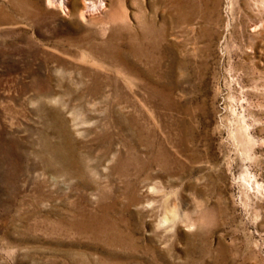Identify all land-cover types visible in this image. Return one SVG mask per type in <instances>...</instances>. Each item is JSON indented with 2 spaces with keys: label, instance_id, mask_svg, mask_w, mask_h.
I'll return each mask as SVG.
<instances>
[{
  "label": "rangeland",
  "instance_id": "rangeland-1",
  "mask_svg": "<svg viewBox=\"0 0 264 264\" xmlns=\"http://www.w3.org/2000/svg\"><path fill=\"white\" fill-rule=\"evenodd\" d=\"M107 4L0 0V264H264V0Z\"/></svg>",
  "mask_w": 264,
  "mask_h": 264
},
{
  "label": "bare ground",
  "instance_id": "bare-ground-1",
  "mask_svg": "<svg viewBox=\"0 0 264 264\" xmlns=\"http://www.w3.org/2000/svg\"><path fill=\"white\" fill-rule=\"evenodd\" d=\"M46 4L57 8L62 13L70 14L74 11V6L82 18L91 19L96 14L105 13L107 9V0H45ZM178 1V0H177ZM183 1V0H181ZM77 2V3H75ZM251 30L258 33L264 32L263 24H252Z\"/></svg>",
  "mask_w": 264,
  "mask_h": 264
}]
</instances>
